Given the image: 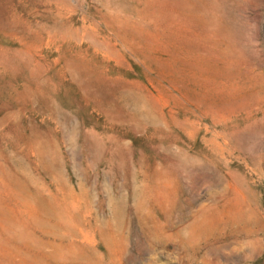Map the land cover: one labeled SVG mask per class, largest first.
I'll return each instance as SVG.
<instances>
[{
	"label": "rangeland",
	"instance_id": "rangeland-1",
	"mask_svg": "<svg viewBox=\"0 0 264 264\" xmlns=\"http://www.w3.org/2000/svg\"><path fill=\"white\" fill-rule=\"evenodd\" d=\"M0 264H264V0H0Z\"/></svg>",
	"mask_w": 264,
	"mask_h": 264
}]
</instances>
